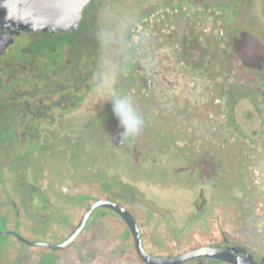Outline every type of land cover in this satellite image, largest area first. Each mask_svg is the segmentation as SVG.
Wrapping results in <instances>:
<instances>
[{"label":"flooded vegetation","instance_id":"af4514ba","mask_svg":"<svg viewBox=\"0 0 264 264\" xmlns=\"http://www.w3.org/2000/svg\"><path fill=\"white\" fill-rule=\"evenodd\" d=\"M10 31L0 53V264H149L113 205L133 216L142 247L153 257L213 246L242 247L258 262L264 258L224 230L219 241L183 248L180 238L172 245L165 219L177 217L151 202L170 201L169 187L156 174L170 169L186 177L181 165L164 158L175 149L189 152L195 168L210 172L201 176L221 196L209 202L201 177L195 219L235 200L219 163L217 145L227 136L218 134L220 128L235 134L232 114L248 99L263 116L264 129V0H91L74 30L3 29ZM220 65L225 72L218 78ZM217 78L233 84L229 107L219 99L217 83L205 90ZM141 97L147 104L139 103ZM122 98L142 120L134 135L114 110ZM186 124L194 128L191 143L179 137ZM202 125L210 128V142ZM245 133L235 140L244 161L237 173L229 165L250 198L245 155L258 131ZM178 141L185 142L183 148ZM94 147L103 163L95 168L87 164ZM55 156L64 158L57 172L50 169ZM149 191L152 200L145 198ZM82 220L75 238L59 248ZM153 222L155 232L148 235L145 227ZM181 264L229 263L198 257Z\"/></svg>","mask_w":264,"mask_h":264},{"label":"rangeland","instance_id":"374dc122","mask_svg":"<svg viewBox=\"0 0 264 264\" xmlns=\"http://www.w3.org/2000/svg\"><path fill=\"white\" fill-rule=\"evenodd\" d=\"M171 77H174V75H171ZM171 79L175 80V78ZM141 82L144 81L141 80ZM144 90L145 93L142 92V95L144 94L147 96L146 92L148 89L144 88ZM152 95L154 94H149L150 99ZM144 98L146 101L141 102V97L139 103L147 104L148 99L147 97ZM262 108H264V106ZM248 113H251L249 117L247 116ZM230 114H232V112H230ZM232 115L235 121L232 125L235 134H231L229 130V134L226 135L227 131L225 132V128H220L218 137L221 139L222 137L220 134L222 133L223 136H227V139L224 138L223 140L222 138L224 142L219 143L217 146L219 154H223V157H220L221 159L219 158L221 160H219V163L223 164L225 178L229 180V186L233 192H231V198L233 197L235 200L232 202L231 200L227 201L226 204L220 203V205L213 208V212L209 209L200 216V218L195 219L197 218L194 211L195 203L197 202L198 194L201 190L198 186V181L200 179L203 178V181L206 184L204 194L209 202L215 200L217 195H219V198H221V196L212 185L205 182L208 178L201 176V174L206 175L210 172L204 166L200 167L199 165L196 166V168L198 167L197 170L194 166L195 159L193 156L188 155L189 152L175 149L170 151L171 153H169V155L166 154L164 158H168L171 164L181 165L183 171L185 170L184 173H186V177L183 174L172 172L169 169L165 172L156 174L153 178L158 183H165V185L169 187L167 195L170 201L174 197H176L177 201L161 202L160 200H155L151 202L155 205V202H158V205L162 207L161 210L165 213L173 211L177 217L176 219L171 217L170 219L168 218V220L164 218L166 221V229L164 230L166 232L165 235L168 237L167 241L172 245L174 244L173 242L179 244L180 238L183 241L182 243H184L183 248L206 242L219 241L222 230H224L228 236L245 243L248 248L256 254V256L264 257V129H261L263 116H261L254 102L250 99L243 100L241 103L238 102ZM207 120H209V115L207 116ZM186 125L184 126L187 131L184 132L183 129V133L179 135V137L181 140L184 139L186 142L191 143L190 141L194 137V134L192 130L190 131V128H194L190 127L189 124ZM208 129L210 128H206L202 125V134L204 137L206 136V138H208L207 141L210 142L211 133L207 132L209 131ZM254 130L258 131L257 137L253 135L255 138H252V140L256 141L253 143V148H251L250 151L247 152V155H245V164L250 172V179L252 182L250 190H254V192L252 195H248L250 198H245L242 194V189L238 187V182L235 179L236 176L232 172V167L229 165V161L234 163L235 172L237 173V164L239 161H244V157L239 154L238 142L235 140L237 137H243V135L246 134L245 132L252 134ZM184 143L185 142L182 143V141L179 142L178 148H183L182 144ZM138 146L139 149L142 148L141 145ZM182 152L184 153L182 154ZM147 153L148 151L145 150L144 154ZM77 154V151L75 155L73 154L74 159L80 158ZM100 159L101 156L99 151L94 147L90 151L87 164L90 166L93 165L95 168L96 166H99V164H103ZM63 164L64 158L55 156L50 164V169L57 172L59 169L64 168L62 166ZM227 170L229 171V174L227 173ZM35 171L40 173L42 168L36 166ZM123 176L128 180L134 181L133 178L126 176L125 171H123ZM157 178L161 181L159 182ZM174 192L178 193L175 194ZM152 194L153 193L150 191L147 192L145 198L147 200H152ZM170 195L172 197H170ZM156 225L157 223L153 222V225L145 227L148 235H151L152 231V234H154ZM158 240H161V237H158Z\"/></svg>","mask_w":264,"mask_h":264},{"label":"water","instance_id":"95a60500","mask_svg":"<svg viewBox=\"0 0 264 264\" xmlns=\"http://www.w3.org/2000/svg\"><path fill=\"white\" fill-rule=\"evenodd\" d=\"M91 0H0V53L7 45L8 33H3L6 27L17 31L44 32L74 30L78 27L83 10ZM127 221L136 242V248L141 258L149 264H181L186 260L208 257L229 264H264V258L258 262L252 253L242 247H231L227 250L213 246H203L192 249L178 257L157 258L146 253L142 247L140 231L136 220L124 208L113 205ZM84 220L79 224L72 236L59 248L71 242L82 229Z\"/></svg>","mask_w":264,"mask_h":264},{"label":"clouds","instance_id":"9594fccd","mask_svg":"<svg viewBox=\"0 0 264 264\" xmlns=\"http://www.w3.org/2000/svg\"><path fill=\"white\" fill-rule=\"evenodd\" d=\"M121 124L127 129L129 135L139 131L142 120L133 113L130 102L127 98L117 99L114 108Z\"/></svg>","mask_w":264,"mask_h":264},{"label":"trees","instance_id":"16d2710c","mask_svg":"<svg viewBox=\"0 0 264 264\" xmlns=\"http://www.w3.org/2000/svg\"><path fill=\"white\" fill-rule=\"evenodd\" d=\"M220 67V71L218 72V78H220L222 75H223V73L225 72V69H224V67L222 66V65H220L219 66ZM209 72V71H208ZM210 72H211V66H210ZM222 72V73H221ZM217 76V75H216ZM216 79V80H211V82L209 83L210 84V86H207L206 88H205V90L206 91H210L211 90V87H212V85L214 84V83H217V85H218V88H219V99H221L222 101H224V103L229 107V106H231V101H232V99H230V96H231V90H232V88H233V84H232V82L230 83V82H228V80H220V82H219V79ZM179 87V85L178 86H175V87H173L172 88V91H175L177 88ZM196 89H197V86H196ZM192 90H195V88H193ZM182 96H187V95H182ZM203 96V99H206L207 97L206 96H204V95H202ZM237 96V95H236ZM235 96V97H236ZM201 97V96H200ZM234 97V96H233ZM234 97V99H237V98H235ZM202 98V97H201ZM264 98V95H262V97H260V99H263ZM254 101H255V103H257V99L255 98L254 99ZM186 102L188 103V104H190L191 103V101L190 100H186ZM193 103H195L194 101H193ZM263 102H261V104H262ZM192 104V103H191ZM264 104V103H263ZM219 113H221V111L219 112Z\"/></svg>","mask_w":264,"mask_h":264}]
</instances>
